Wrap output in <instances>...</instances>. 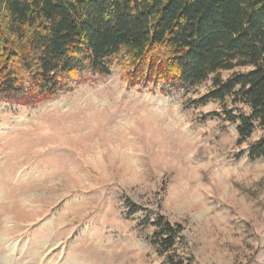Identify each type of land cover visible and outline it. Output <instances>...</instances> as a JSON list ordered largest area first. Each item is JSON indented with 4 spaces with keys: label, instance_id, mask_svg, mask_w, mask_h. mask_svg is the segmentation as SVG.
I'll use <instances>...</instances> for the list:
<instances>
[{
    "label": "rangeland",
    "instance_id": "374dc122",
    "mask_svg": "<svg viewBox=\"0 0 264 264\" xmlns=\"http://www.w3.org/2000/svg\"><path fill=\"white\" fill-rule=\"evenodd\" d=\"M121 66L36 107L0 102V264H168L158 217L189 264H264V158L194 102L208 85L129 87Z\"/></svg>",
    "mask_w": 264,
    "mask_h": 264
},
{
    "label": "trees",
    "instance_id": "16d2710c",
    "mask_svg": "<svg viewBox=\"0 0 264 264\" xmlns=\"http://www.w3.org/2000/svg\"><path fill=\"white\" fill-rule=\"evenodd\" d=\"M119 62L129 87L208 85L194 102L217 104L247 158H264V135L250 141L264 133V0H0V102L39 106ZM152 225L167 263L189 264L181 225Z\"/></svg>",
    "mask_w": 264,
    "mask_h": 264
}]
</instances>
